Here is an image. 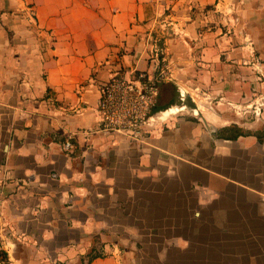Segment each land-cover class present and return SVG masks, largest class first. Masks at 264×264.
<instances>
[{
  "label": "crops",
  "instance_id": "0c3cea01",
  "mask_svg": "<svg viewBox=\"0 0 264 264\" xmlns=\"http://www.w3.org/2000/svg\"><path fill=\"white\" fill-rule=\"evenodd\" d=\"M216 2L0 0V264H173L192 249L198 264H231L225 255L217 262L216 240L182 239L185 211L195 218L203 209L209 223L198 233L240 234L224 249L264 250V118L245 122L234 111L251 90L264 96V81L253 82L252 67L212 30ZM25 3L43 36L6 35L8 20L23 25ZM179 25L183 36L163 41L166 67L208 74L212 110L173 116L145 141L104 131L100 84L155 73L154 37ZM255 48L254 68L264 71V36ZM177 85L167 77L160 92L170 86L185 101ZM175 107L153 113L186 104ZM231 126L248 131L220 137Z\"/></svg>",
  "mask_w": 264,
  "mask_h": 264
},
{
  "label": "rangeland",
  "instance_id": "374dc122",
  "mask_svg": "<svg viewBox=\"0 0 264 264\" xmlns=\"http://www.w3.org/2000/svg\"><path fill=\"white\" fill-rule=\"evenodd\" d=\"M218 5V6H217ZM210 8L215 9V17L212 18L213 22L210 23V26L213 27L212 30L217 32L219 36H226L227 42L233 46L235 50H238V54H241V57L237 58L236 63L241 66H248L252 67V73L254 74L255 78L253 82L261 83L264 81V71H260V69L254 68L256 65H259L262 60L259 58L257 54V50L255 48L256 45V37L257 36H264V0H217L215 5H212ZM24 18H23V25L18 26L15 24L14 20L10 22L7 21L6 24H3L4 31L7 36H15L17 34H21V36H43L41 35V28L35 18L34 9L32 4L27 5L25 3L24 9L22 10ZM173 26H168V28ZM182 27L185 26H176L174 29H167V27H163L162 30L165 31L166 35L162 33V36H155L154 38L157 39L155 41L153 39L154 45L156 44L155 48L152 47L151 52V59L155 60V52L159 54L158 59L159 65L156 67V75L158 76L159 87L164 82V80L168 78H172L175 82H177V88L181 90H185V101L179 100L180 95L174 92L172 87H165L163 91L160 92V97L158 99V105L163 110H167L171 107L177 106L175 108H180L183 104H186V108L180 110L175 113H170L168 115H161L163 119H170L173 116L179 115H189L192 116L193 114H200V110L203 112H207L209 109L212 110L213 103L216 101L217 97L213 95L212 89L209 86V77L208 74H200L197 65L192 66L191 70L188 73H173L170 71L166 65L168 64L167 53L164 49L168 46L167 44H163V41L167 36V33L178 32L177 36H183L184 31ZM178 28V29H177ZM164 35V36H163ZM189 36H191L189 34ZM195 42V40L193 41ZM181 45L184 46V51L180 50L181 57L189 51L187 49L189 45L182 43ZM180 46V47H183ZM157 49V50H156ZM179 49V47H178ZM187 49V51H186ZM156 50V51H155ZM178 51V50H177ZM162 52V53H161ZM242 53L245 55L242 56ZM247 54V55H246ZM136 72V71H135ZM251 73V75H253ZM123 75L122 73H118ZM259 75L257 78L256 75ZM181 75V76H180ZM179 77H183L180 80ZM181 81V82H180ZM211 81V80H210ZM105 82V81H104ZM102 82V84L104 83ZM172 82V81H171ZM212 82V81H211ZM100 84V87L101 85ZM188 84V85H187ZM99 87V90H100ZM252 94L249 96L248 100L240 106V108L234 109L235 113L242 116L245 119V122H251L255 120V116L253 114L254 106L257 102L260 101L261 98H264L263 95L257 94L258 90L253 89L251 90ZM187 92V93H186ZM255 93V94H254ZM182 98V97H181ZM183 99V98H182ZM264 101V99H263ZM198 108L199 112L195 113L194 109ZM264 111V109H263ZM264 118V117H263ZM166 126V125H165ZM231 131H227L225 134H235L237 131L244 132L248 131L247 127H238V126H231ZM229 191V190H228ZM238 192L239 190H233ZM230 192V191H229ZM207 209H203L199 215H195V218H192L187 215V211H185V216L180 219L182 220L181 223L178 224L183 225V233L182 239H189L195 241H203L212 238V240H216V255H217V262L223 263V256H227L228 260L231 264H244L245 260L242 258H247L246 264H264V250L263 249H254V248H247V249H240V248H225V246H229L230 237L239 236L240 234H224V233H198V227L205 226L206 228L208 221V213ZM179 221V220H178ZM227 223H231L226 219ZM216 225H223L225 223V219L223 217V213L216 216ZM173 235V234H169ZM226 243H222V242ZM221 242V243H219ZM177 253V254H176ZM176 253L173 255L175 257L181 256L176 250ZM207 253V252H204ZM244 254H246L244 256ZM182 258L180 263H176L173 261V264H198L196 259V250L192 249L186 253L182 254ZM255 256H260V259H257ZM219 257V258H218ZM180 260V258H178Z\"/></svg>",
  "mask_w": 264,
  "mask_h": 264
},
{
  "label": "built area",
  "instance_id": "2783aa9c",
  "mask_svg": "<svg viewBox=\"0 0 264 264\" xmlns=\"http://www.w3.org/2000/svg\"><path fill=\"white\" fill-rule=\"evenodd\" d=\"M158 56L159 54L155 52V58L158 59ZM157 59L156 67L160 63ZM159 82L156 72L142 70L133 72L130 76L114 74L105 81L100 87L97 106L103 130L109 134L124 136L131 141H145L152 132L163 129L167 119L153 113L160 95ZM263 99L261 98L254 106L255 120L263 119ZM64 147L71 151L74 144L69 139ZM1 209L0 199V216ZM3 228L0 229V233L5 234ZM2 250L6 249L0 248V260L3 257Z\"/></svg>",
  "mask_w": 264,
  "mask_h": 264
},
{
  "label": "trees",
  "instance_id": "16d2710c",
  "mask_svg": "<svg viewBox=\"0 0 264 264\" xmlns=\"http://www.w3.org/2000/svg\"><path fill=\"white\" fill-rule=\"evenodd\" d=\"M231 131V128H225L223 131H221L220 133V137L226 138V139H237L242 132L237 131L235 134H225L227 131Z\"/></svg>",
  "mask_w": 264,
  "mask_h": 264
},
{
  "label": "bare ground",
  "instance_id": "6f19581e",
  "mask_svg": "<svg viewBox=\"0 0 264 264\" xmlns=\"http://www.w3.org/2000/svg\"><path fill=\"white\" fill-rule=\"evenodd\" d=\"M181 95H183L182 92H181ZM182 98L184 99L185 97L183 96ZM168 110H169V109H168ZM194 111H195V110H194ZM164 112H165V111H164ZM164 112H163V113H164ZM195 112H196V111H195ZM162 115H163V114H162Z\"/></svg>",
  "mask_w": 264,
  "mask_h": 264
}]
</instances>
